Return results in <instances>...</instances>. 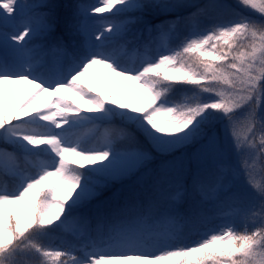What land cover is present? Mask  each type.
Here are the masks:
<instances>
[{
	"label": "snow or ice",
	"instance_id": "obj_1",
	"mask_svg": "<svg viewBox=\"0 0 264 264\" xmlns=\"http://www.w3.org/2000/svg\"><path fill=\"white\" fill-rule=\"evenodd\" d=\"M0 264H264V0H0Z\"/></svg>",
	"mask_w": 264,
	"mask_h": 264
},
{
	"label": "rangeland",
	"instance_id": "obj_2",
	"mask_svg": "<svg viewBox=\"0 0 264 264\" xmlns=\"http://www.w3.org/2000/svg\"><path fill=\"white\" fill-rule=\"evenodd\" d=\"M192 0H188V2H191ZM235 4V0H231ZM158 45H155V48L150 47L149 48V54H154L157 51ZM128 62L133 63L134 60L132 57H128ZM92 78L96 81V83L100 84L102 89L106 92H115L117 87H123L124 88V95L120 98L124 100V102H129L133 99L131 93L133 90H135L138 94V99L136 100V103L138 106H143V104L147 101V95L143 93L140 90L134 89V85H132L131 82H124L123 85H116V84H109L104 81V69H102L99 66H94L92 69H90ZM82 81L85 85H87L89 88L92 87V83L89 81L87 77H83ZM5 91H8L9 89L12 92L11 96V103L13 106L21 103L24 98L33 90L32 85H5L4 86ZM66 96L75 103V105L79 106L81 111L86 112V110L90 107V105L86 102V98H82L77 93L73 91H68L66 93ZM41 99H37L35 103L32 105V107H36L41 103ZM103 125H98L94 127L91 124H84L79 126L74 130V136L81 138L83 141L85 139V134L90 133L92 135L95 134L101 128ZM105 132V129H104ZM216 222V221H214Z\"/></svg>",
	"mask_w": 264,
	"mask_h": 264
},
{
	"label": "trees",
	"instance_id": "obj_3",
	"mask_svg": "<svg viewBox=\"0 0 264 264\" xmlns=\"http://www.w3.org/2000/svg\"><path fill=\"white\" fill-rule=\"evenodd\" d=\"M87 2H92V0H87ZM208 2H209V0H192L190 3L205 4V3H208ZM226 2L235 6V4L231 0H226ZM188 11H192V9H186V10H183L182 9L181 10V12L182 13H185V14ZM245 14H248V13H245ZM155 45L156 44H151L150 46L154 48ZM106 127H107V125H106ZM94 139H95L94 137L92 138V136H88L87 137V140H85V141H88L90 143L91 141L93 142ZM9 183L10 184H13V181L12 180H9ZM54 236L56 237L55 243H59V241L61 239L66 240V241H69V242H75L74 241V237H73V235H72V233L70 231L61 230V231L55 233Z\"/></svg>",
	"mask_w": 264,
	"mask_h": 264
}]
</instances>
